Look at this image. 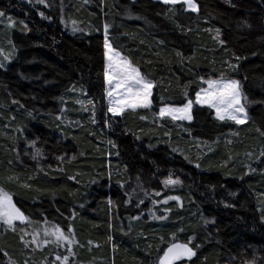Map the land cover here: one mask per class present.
I'll list each match as a JSON object with an SVG mask.
<instances>
[{
	"label": "trees",
	"instance_id": "16d2710c",
	"mask_svg": "<svg viewBox=\"0 0 264 264\" xmlns=\"http://www.w3.org/2000/svg\"><path fill=\"white\" fill-rule=\"evenodd\" d=\"M193 2L0 0V188L33 224L72 229L73 264H158L173 237L196 251L179 264H264V0ZM105 25L150 108L108 113ZM218 78L239 82L245 123L159 116ZM27 252L0 225V263L54 249Z\"/></svg>",
	"mask_w": 264,
	"mask_h": 264
},
{
	"label": "snow or ice",
	"instance_id": "6c2138e0",
	"mask_svg": "<svg viewBox=\"0 0 264 264\" xmlns=\"http://www.w3.org/2000/svg\"><path fill=\"white\" fill-rule=\"evenodd\" d=\"M38 3H44V0H37ZM87 2V0H85ZM165 4L175 5L181 0H162ZM184 3L188 5V8L192 11L197 10V6L193 3V0H183ZM4 14L0 12V16ZM43 15V14H41ZM78 29H73L76 31ZM108 26L105 25V58L107 63L105 65V81L107 84L112 85L115 81V87L108 91L109 97L112 96V91L115 88H122L123 92L119 95V100L110 101L112 104L109 107V111L113 115H120L124 111L125 107L131 109L137 108H150L152 101L150 97L152 96L153 83L150 80L145 79L140 71L133 67L130 61L122 57L118 51H114L112 46L108 42L107 37ZM208 88L201 89L200 92L196 94V103L204 104L206 103L209 107L216 109L217 118L224 120L225 117L230 119L237 124H242L246 120L245 107L241 103V92L239 91V82L233 79L211 80L207 81ZM246 99V98H245ZM91 103V102H89ZM193 101L188 100V103L182 108H175L170 106H164L160 108L159 116L163 118L164 116H171L173 120L177 119H188L191 120V116L188 115L191 109ZM182 114V115H180ZM39 155V150L34 154L33 159ZM264 155V152L261 153ZM164 183L168 184H179L178 179H168ZM159 195V193H157ZM168 199H178L177 197H168ZM167 203V200L163 201ZM19 220L21 223L32 221L28 220L23 212L16 207L12 202L11 196L0 188V221L7 225H12L13 221ZM205 223H210V221H205ZM45 237H53L54 242L59 246L63 247L67 244L68 252H72L71 244L73 243L74 237L71 236L72 229H68L69 234H65L60 227L51 226L43 229ZM39 232L33 236V243L36 242V238ZM175 237H173V242L168 246L167 250L164 251L163 256L159 259V264H175L176 261L182 258L191 259L196 253L192 247L191 239L188 243H176ZM48 241H45L47 243ZM199 247V246H197ZM61 257L57 256V260ZM69 257L64 256L62 264H68Z\"/></svg>",
	"mask_w": 264,
	"mask_h": 264
},
{
	"label": "rangeland",
	"instance_id": "374dc122",
	"mask_svg": "<svg viewBox=\"0 0 264 264\" xmlns=\"http://www.w3.org/2000/svg\"><path fill=\"white\" fill-rule=\"evenodd\" d=\"M156 2H160V3H163L162 0H154ZM179 3H182L184 4L186 10L190 11V12H193V13H196V11H192L188 8V5L186 3L183 2V0H181V2ZM194 3V2H193ZM165 4V3H163ZM50 5V4H49ZM104 52H105V47H104ZM107 63V60L105 58V63H104V72H105V65ZM105 77V75H104ZM221 78H218V79H211V80H219ZM226 79V78H224ZM208 81V80H207ZM207 81H204L203 82V89H207L208 88V84H207ZM105 86H106V104H107V108L109 109V107L112 106V104L110 103V101H117L119 100V95L120 93L123 92V89L122 88H115L114 91H112V96L109 97L108 95V91L112 90L114 87H115V81H113V84L112 85H109L106 83L105 81ZM201 91V90H200ZM199 91V92H200ZM239 91L241 92V103L244 105L245 107V112L247 114V108L250 106L248 104V102L246 101L244 95H243V92H242V88L241 86L239 85ZM151 98V97H150ZM186 105V104H185ZM196 105V106H199V107H206V108H209L212 112H213V115L214 117L219 120V121H229L231 123H234V124H237L236 122L230 120V119H227V117H225L224 120H220L217 118V112H216V109L214 108H211L209 107L206 103L204 104H201V103H196V96H195V99H194V103L192 104V107L191 109L189 110L188 112V115L191 116V112H192V108L193 106ZM166 106H170V107H175V108H182L183 106H171V105H166ZM137 109H140V108H137ZM137 109H131V108H128V107H125L124 108V111H128V110H137ZM121 112L120 115L123 113ZM108 113L110 114V116L112 117H117V116H120V115H113L109 110H108ZM182 115V114H180ZM165 118H171V116H164ZM247 118L248 116L246 115V120L245 122L247 121ZM173 120V119H172ZM175 121H179V122H186V123H190L191 120H188V119H177ZM244 122V123H245ZM243 124V123H242ZM237 125H240V124H237ZM177 185V184H175ZM164 186V190H167L169 188H172L174 185L173 184H168L166 185L164 182H163V185ZM132 188L135 190V192L137 193L139 191L138 187H133ZM129 191L132 192V189ZM134 192V191H133ZM145 196L146 198L151 196L152 197V201L151 202H154V203H160V201H164L163 198H161V196L163 195V193L165 192H155V191H151V192H145ZM157 193H159V195H157ZM13 202V200H12ZM143 203H146V201H144ZM14 204V203H13ZM156 213V212H155ZM0 225H2L3 229L4 230H9V231H17L18 234L20 235V239H21V242L22 244L24 245V247L27 249V253L25 254L26 256L29 255V251L30 252H33V253H36L37 251H40L41 249H44V248H49V249H54V253H52L51 255V260L49 261L48 264H62V260H63V257L64 256H60L61 259L60 260H57V256H59L58 252L62 249V250H65V252H62L65 254V256H68L69 257V260L70 258L72 257L71 253L68 252V245L65 244L63 247L59 246L56 242H54V238L53 237H45L44 236V231L43 229L46 228V227H51V225H47V224H33V223H28L27 221L24 222V223H21L20 221L16 220V221H13V224L10 226V225H7L5 223H3L2 221H0ZM39 232L37 238H36V242L33 243V236L36 234V232ZM67 235V233H65ZM45 241H48L47 243H45ZM192 242V240H191ZM73 246H74V241L73 243L71 244V248L73 249ZM56 252V253H55ZM58 253V254H57ZM25 256V257H26ZM74 256V255H73ZM35 259V258H34ZM37 259V260H36ZM35 260L37 261V264H47L46 260L44 259L43 261L37 257ZM45 262V263H44ZM0 264H18L16 261H14L13 259L9 258V257H5V259L2 261V263ZM25 264H29L26 260H25ZM68 264H73V262L71 261H68Z\"/></svg>",
	"mask_w": 264,
	"mask_h": 264
},
{
	"label": "water",
	"instance_id": "95a60500",
	"mask_svg": "<svg viewBox=\"0 0 264 264\" xmlns=\"http://www.w3.org/2000/svg\"><path fill=\"white\" fill-rule=\"evenodd\" d=\"M19 221V220H18ZM183 244V243H182ZM168 248V247H167ZM167 248L164 250V251H166L167 250ZM194 250V249H193ZM164 251H163V253L161 254V256H160V258L163 256V254H164ZM195 251V250H194ZM195 253H196V251H195ZM196 255V254H195ZM195 255L191 258V259H188V258H182L181 260H179V261H176L175 262V264H179V263H186V262H189V261H191L194 257H195ZM159 258V259H160ZM158 264H159V260H158Z\"/></svg>",
	"mask_w": 264,
	"mask_h": 264
},
{
	"label": "crops",
	"instance_id": "0c3cea01",
	"mask_svg": "<svg viewBox=\"0 0 264 264\" xmlns=\"http://www.w3.org/2000/svg\"><path fill=\"white\" fill-rule=\"evenodd\" d=\"M161 256V255H160ZM160 258V257H159Z\"/></svg>",
	"mask_w": 264,
	"mask_h": 264
}]
</instances>
